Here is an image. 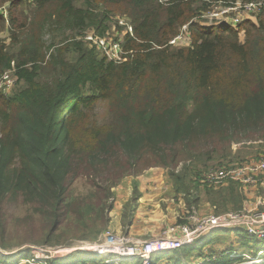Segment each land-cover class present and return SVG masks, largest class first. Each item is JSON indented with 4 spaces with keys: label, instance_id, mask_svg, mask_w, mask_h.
<instances>
[{
    "label": "trees",
    "instance_id": "16d2710c",
    "mask_svg": "<svg viewBox=\"0 0 264 264\" xmlns=\"http://www.w3.org/2000/svg\"><path fill=\"white\" fill-rule=\"evenodd\" d=\"M237 3L264 0H0V8L8 5L0 33L10 34L8 42L0 40V78L12 71L16 79L7 95L0 90V207L19 198L47 212L43 244L67 246L53 234L69 225L70 215L76 224L98 219L107 226L111 188L162 168L187 209L197 206L201 191L212 205L221 203V211L228 205L240 211L245 198L235 185L223 197L224 188L201 186L198 169L236 139L264 131V6L236 25L202 24L217 6ZM121 19L131 33L118 25ZM185 26L189 45H170ZM88 33L119 42L126 60L109 61L83 40ZM81 180L87 192L75 196L70 186ZM208 238L154 254L151 264H183ZM239 239L246 248L248 238ZM29 253H0V264ZM88 253L78 250L48 264H99L93 253L96 259L85 260ZM233 261L224 255L201 264Z\"/></svg>",
    "mask_w": 264,
    "mask_h": 264
},
{
    "label": "rangeland",
    "instance_id": "374dc122",
    "mask_svg": "<svg viewBox=\"0 0 264 264\" xmlns=\"http://www.w3.org/2000/svg\"><path fill=\"white\" fill-rule=\"evenodd\" d=\"M240 5H236L228 11L227 9H224L220 6H217L213 11H211V17L207 16L204 18L206 20L204 23H202L205 26H212L215 25V23H218L217 21H213V19H218L221 21L232 23L233 20L238 19L237 23H239L240 20H243L244 18H250L253 19L252 13L254 11L249 10H240ZM240 10V13L237 14H225L229 12H237ZM226 11V12H225ZM213 12V13H212ZM10 34H7L5 31L0 33V40L9 41ZM47 37L44 36V40H46ZM4 41V42H5ZM188 42L183 41L180 45L181 46H188ZM98 113L101 116L99 120H101L103 116V108H98ZM219 152L210 154L209 157L205 158V163L207 164V167L204 168L202 165L199 166L200 175H206L208 171L211 169H217L221 167H227L233 165H239L246 161H250L253 158L259 156L264 151V131L261 133V136H255V137H245V138H239L236 139L232 144L228 145V147L224 149L218 150ZM220 158V159H219ZM184 163H180L177 167V170H180L182 168ZM185 164H190L188 161ZM150 175H157L162 177V181H164L163 184L160 182L158 183V190L151 192L152 194L158 193V196L156 198L158 208H153L150 205H147L145 208L142 209H135L133 210L134 214V220L137 221L134 223L136 227L134 230L137 233V235H141V233L144 231L143 229H154V234L149 238L146 239H137L134 240L132 237L127 236L126 234L124 236L128 237L132 243H142L149 240H153L156 238H163L167 235V232L170 230L171 227H176L180 225L179 221L183 219V216L186 215V213L189 210H192L194 212L193 214V221L192 224L196 225V223L202 219H205L209 215H214L216 213L215 209L218 210L221 213H228L233 212L231 210V205H228V207L225 206V209H229V211L223 212L221 211L224 209V207L219 203V205H212L207 198L205 197L204 193H199V203L196 207H193L191 209H187L186 203L181 196H176L174 192V187L171 178L168 175V171L166 169L162 168H150L147 170H144L140 175L136 177L128 176L123 178L115 187H117L119 184H121L122 181H130L131 187H132V196L136 192L135 187V181L130 179H136L141 176H150ZM195 178V177H192ZM201 186L205 184L203 181L200 182ZM203 184V185H202ZM157 184H154V186ZM151 186V184H150ZM111 188L112 198L109 200V203L112 205V209L106 213V216L110 218V214L114 215L113 213H117V209H121V220L123 214L125 212L127 213L129 210L125 211V206L121 207L116 204V200L114 197V188ZM224 188V189H223ZM228 186L221 187L222 190V196L226 197L227 195V189ZM236 190L235 192L240 195H245L242 192V189L238 186H235ZM88 187L85 185L84 181H77L73 182L70 186V192L77 196L80 194H86ZM203 189V188H202ZM238 189V190H237ZM69 191V190H68ZM239 191V192H237ZM250 196L253 199L245 198V204L247 205V202H250L254 204L256 202V207L258 209H263V207L257 206V200L254 199L257 198V196H262L261 191L259 188H255ZM134 197V196H133ZM133 199V198H132ZM131 199V200H132ZM130 200V201H131ZM128 201L126 205H129ZM137 199L135 202V208L137 207ZM254 210V209H249ZM256 210V211H257ZM47 213V212H46ZM45 212L41 213V210L37 209L33 205H29L24 203L22 199H14V200H5L1 207H0V253L2 254H14V253H20L22 250L25 249H31V253H29V258L22 257L18 259L17 261H13L14 263L11 264H48L52 259L56 258H62L69 254L75 253L76 251H71L76 245L79 243H82V241L77 240L81 239L84 240L85 243L93 244L95 241H97L99 235L103 232H105L107 229L109 234L112 236L116 235L114 230H112L108 225L101 223L98 219H95L93 221H87L83 225L76 224V219L73 215L69 216V225L66 224H60L58 226V229L54 232V236H59L58 238L62 239L64 243H68L67 246H64L65 249L64 252L60 254H55L54 250L52 249V253H49L50 248L49 246L44 245V241L46 239V233L49 230V222H48V213ZM132 213V212H131ZM130 216H128L124 222H127V219ZM110 220V219H109ZM147 220H151L147 221ZM157 220H161L159 222V225H157ZM130 223V222H129ZM129 223H127L129 225ZM122 224V223H121ZM123 226L126 225V223L122 224ZM99 229L100 233L97 235L93 234V231ZM169 229V230H168ZM148 233V232H147ZM151 232H149L150 234ZM244 233L236 230H229V231H213L208 235L201 236L197 238L199 241H203L204 237H209L208 239H211V241H208V245H205L201 251L194 252L192 257L193 259L183 262V264H201L204 261H206L208 258L214 259V253L218 252H226L225 255L228 256L229 253H234L233 256H231V259H234V264H248V260L246 257H243L242 255H245L247 257H253L257 253V250L264 249V241H258L254 238H250L249 244L246 246H242L240 244V239ZM82 237V238H81ZM135 238V237H133ZM62 243V244H64ZM193 243V242H192ZM191 243V244H192ZM67 247V248H66ZM249 247V248H247ZM180 249V248H179ZM177 249V250H179ZM58 250V249H57ZM174 250V251H177ZM210 251L213 252V256H208ZM171 252V251H167ZM250 252V253H249ZM92 252H89L87 257H85V260L88 259H94L95 256L90 254ZM38 254L39 261L32 262L31 259L33 258V255ZM91 255V256H90ZM54 257V258H52ZM51 258V259H49ZM264 258V255L262 256ZM42 259H46L42 260ZM96 259V258H95ZM242 259V261H241ZM29 261V263L27 262ZM127 260H124L121 264L125 263ZM16 262V263H15ZM91 264V263H89ZM97 264V263H94ZM101 264V262H99Z\"/></svg>",
    "mask_w": 264,
    "mask_h": 264
},
{
    "label": "built area",
    "instance_id": "2783aa9c",
    "mask_svg": "<svg viewBox=\"0 0 264 264\" xmlns=\"http://www.w3.org/2000/svg\"><path fill=\"white\" fill-rule=\"evenodd\" d=\"M236 5L240 4L237 3L233 6L222 8L230 11ZM260 5L264 6L263 3H250L244 6L240 5L243 7L240 10H249L255 12V10ZM7 8L8 5H4L0 8V14L5 18L6 21ZM240 10L225 14H237L240 13ZM210 14L208 17L211 16ZM213 21H220V23L225 22L218 19H213ZM237 21L238 19L233 20L230 24L235 25ZM118 25L125 26L127 31L131 33L132 29L126 23V21L121 19L118 21ZM186 29V26L183 27L181 33L170 40L169 44L172 46H178L183 41H186L188 42L187 45H189V38L188 34L186 33ZM83 40L95 45L99 50L103 51L109 61L115 64H120L126 60L123 57L124 53L120 48L119 42H114L104 37L99 38L92 33L86 34L83 37ZM15 82L16 79L13 76L12 71L6 72L1 76L0 90L4 95H7L10 92ZM201 181H203L205 185H208L214 189L234 184L235 186H238L240 190L242 189L243 194H245L243 195L244 198L248 199H253V197H250L252 195V191L255 188H259L262 196H257V198L254 197V199L257 200V206L263 207V209L257 210L256 202H254V204L247 202V205H243L240 211L220 214L214 213V215H209L205 219L198 221L196 225L192 224L194 218V212H192V210L195 211V209H192L188 211L186 215L183 216V219L179 221L180 225L171 227L170 230L168 229L169 231L167 232V235L163 238H156L135 244L124 235L112 236L109 234V232H106L108 231L107 229L105 232L99 235L97 241H95L93 244L82 241V243L76 245L71 251L80 250L84 252H92L99 257L101 264H121L124 260L132 259H139L141 264H151L152 255L165 253L167 251H174L182 248L185 245H190L197 238L208 235V233L210 234L216 230L221 231L242 229V232L248 238V240H250V238H254L258 241H264V151L259 154V156L242 164H232L231 166L227 167L211 169L205 176H202ZM48 248H50L49 253H52L53 249L55 251L54 253L57 255L65 251V249H60L65 248L64 246ZM29 250L31 253V249ZM225 253L226 252L223 251L218 252L214 254V258L222 257L225 255ZM233 255L234 253H229L228 257L231 258ZM263 255L264 249H260L253 257H247L245 255L242 256L247 258L248 264H259L264 262V258H262ZM39 260L38 254L33 255V258L31 259L32 262ZM42 260L46 261V259ZM27 262L29 263V261Z\"/></svg>",
    "mask_w": 264,
    "mask_h": 264
},
{
    "label": "crops",
    "instance_id": "0c3cea01",
    "mask_svg": "<svg viewBox=\"0 0 264 264\" xmlns=\"http://www.w3.org/2000/svg\"><path fill=\"white\" fill-rule=\"evenodd\" d=\"M130 180H134L135 181V187H136V193L138 195L137 198V207L135 208V205L132 204L131 205V214L130 217L127 219V223H129V225H122L121 224V209H117V213H113L114 215H112V213L110 214V220H109V226L112 230H114V232L116 233V235H127L130 237H135L132 239L137 240V239H146L151 237L154 234V229L149 230V229H143L144 231L141 233V235H137V233L135 232L136 230H134V228L136 227V225H134V223H136L137 221H135L133 218L134 214H133V210L135 209H142L145 208L147 205H150L153 208H158V202L156 200L158 193H156L155 195L152 194L151 192L158 190V183L160 182L161 184L164 183V181H162V177L161 176H157V175H150V176H141L138 177L136 179H130ZM131 182L130 181H122L121 184H119L117 187L114 188L113 192H114V197L116 200V204L123 207L126 205V203L128 201H130L132 199V187H131ZM151 184V186H150ZM154 184H157L154 186ZM122 215V214H121ZM152 222L151 220H147ZM157 225H159V222H161V220H157ZM148 232V233H147ZM149 232H151L149 234Z\"/></svg>",
    "mask_w": 264,
    "mask_h": 264
}]
</instances>
